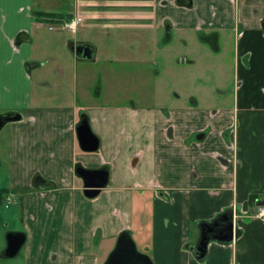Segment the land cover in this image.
<instances>
[{"label":"crops","instance_id":"crops-1","mask_svg":"<svg viewBox=\"0 0 264 264\" xmlns=\"http://www.w3.org/2000/svg\"><path fill=\"white\" fill-rule=\"evenodd\" d=\"M2 1L0 108L20 119L7 124L0 188L12 196L20 225L13 230L25 241L18 262L0 264H102L123 230L154 264H264V221L254 216L264 203V0H73L68 10L48 0ZM75 15L89 36L77 29L44 44L40 29L62 33V20ZM111 30L136 31L134 51L112 55L108 38V52L97 55L93 34ZM174 32L195 34L212 57L233 35L231 105L199 106L172 84L161 101L150 62ZM82 41L95 45L94 59L74 56L71 46ZM186 44L183 62L194 58ZM131 58L145 87L140 103L98 100L101 62H111L108 71ZM82 114L98 138L94 151L79 144ZM78 166L108 171L96 196L83 193ZM38 179L47 185L38 188ZM233 207L237 234L210 240L197 259L200 224ZM4 244L0 235V250Z\"/></svg>","mask_w":264,"mask_h":264},{"label":"rangeland","instance_id":"rangeland-1","mask_svg":"<svg viewBox=\"0 0 264 264\" xmlns=\"http://www.w3.org/2000/svg\"><path fill=\"white\" fill-rule=\"evenodd\" d=\"M37 1L38 0H35V2ZM48 1L50 4L52 2V5L60 4L67 10L71 7L73 2V0H58L57 3L52 0ZM2 4H5V0L2 1ZM79 26L77 30L78 35H90V31L88 29H82ZM40 32L41 37H45L43 40L44 44L50 43L51 46L53 44L46 38H52L60 35L65 38L67 37L72 39L77 34L68 30L63 31L62 33H54L49 31L47 27L40 29ZM159 36L161 39H164L163 33H160ZM172 37L170 45L164 48V50H160L157 57L154 55L156 61L150 62L151 64L154 63L156 65L155 67L159 72L157 77V86L159 88V94L161 95V101L168 100L171 94L170 86L172 84L175 86L177 91L179 90L182 93V96L191 95L192 97H195L199 106L207 104L210 106L209 103L211 102L214 103L212 105H216L217 103H221L224 106L231 105V91H233V35L232 39L229 40L226 45H222V53L217 57L208 55L211 53V50L202 44V42L200 43L198 36L196 37L195 34L190 35L189 32H174ZM108 38H112L114 43L113 49L110 51V54L112 55L116 54V56H120L122 53L129 54L134 51L136 47V31L134 30L130 31L129 34L114 30L109 31L108 34L106 32L101 34L94 33L92 39L97 43V47H99V53H97V55L102 54L100 52L102 50L104 51L105 47L109 45ZM129 41L131 42V45H127L125 47L123 43ZM184 41L187 43L186 45L189 56L194 58H188L183 62L182 59L185 53ZM104 44L108 45L105 46ZM34 46H36V44H34ZM123 46L126 49L122 48ZM105 52H108L107 49ZM189 59L194 60L191 61ZM101 63L102 64L99 65L101 71L98 72L95 69L97 71V76H99L95 82L96 86L98 85V82L102 80L101 86L99 85L102 93L100 94L98 100L106 99L110 102L125 101L127 103H136L137 100V103H140L141 88L145 89V87L138 86L139 82L136 78V73H134L137 65H139V62L133 59L122 63L114 62L111 64L114 70L111 69L108 71L105 70L103 64H110L111 62L104 61ZM154 64H152V66H154ZM213 87L222 88L224 90L223 94H218L216 91L212 92L211 89ZM94 89L96 90V88ZM5 108L6 107H1L0 111H4ZM7 128L8 125L6 124L0 130V187H5L6 185L7 158L5 152V137ZM2 201L3 204L0 205V217H4V220H6L8 224L1 223L0 227L5 229H18L20 225L16 219V209L12 204L8 208L4 206L6 197ZM4 232L5 230H0L2 239L4 238ZM141 249L142 248H138L139 251L143 252ZM20 258L21 253L13 258H1L0 261L15 263L18 262Z\"/></svg>","mask_w":264,"mask_h":264},{"label":"water","instance_id":"water-1","mask_svg":"<svg viewBox=\"0 0 264 264\" xmlns=\"http://www.w3.org/2000/svg\"><path fill=\"white\" fill-rule=\"evenodd\" d=\"M71 49L74 56L80 60L90 61L94 59L96 48L89 41L75 42ZM20 119L18 112L0 113V130L7 122ZM76 132L79 139L80 147L85 151H94L98 147V138L91 131L88 119L81 115L80 121L76 125ZM76 173L81 177L83 182V193L87 197L96 196L107 184L108 171L106 169H85L76 167ZM38 188H43L47 184L45 181L38 179L36 181ZM237 214V213H235ZM233 209L225 210L211 221H205L200 224V235L195 244L191 246L195 257L203 259L206 248L210 240L216 239L224 242H231L237 234L235 229ZM237 216V215H236ZM5 244L0 250V258L15 257L24 241L25 233L20 230H8L4 232ZM102 264H154L151 257L139 251L131 237L130 232H121L115 241L113 248Z\"/></svg>","mask_w":264,"mask_h":264},{"label":"built area","instance_id":"built-area-1","mask_svg":"<svg viewBox=\"0 0 264 264\" xmlns=\"http://www.w3.org/2000/svg\"><path fill=\"white\" fill-rule=\"evenodd\" d=\"M73 22H75L74 28L73 27H66V25H71ZM81 23H82V17L75 15L73 17L66 18V19L62 20L61 25L65 30H68V31L74 33V32H76V30L78 29V26ZM50 28H52V26ZM11 203H13V200H12V196L10 194V195L6 196V201H5L4 206L8 207ZM235 208L236 207H233V213H234L233 218L236 217L235 213H237V210ZM254 216L259 218L260 220L264 221V203L260 204L258 206L257 212L255 213Z\"/></svg>","mask_w":264,"mask_h":264},{"label":"trees","instance_id":"trees-1","mask_svg":"<svg viewBox=\"0 0 264 264\" xmlns=\"http://www.w3.org/2000/svg\"><path fill=\"white\" fill-rule=\"evenodd\" d=\"M50 16H57V17H59V15H55V14H50ZM70 17L71 16H69L68 18H70ZM7 193H8V188H0V205L3 204V201L2 200L5 199ZM254 195H256V192L255 193H251L250 194V197L252 198ZM123 231L129 232L128 230H123Z\"/></svg>","mask_w":264,"mask_h":264},{"label":"flooded vegetation","instance_id":"flooded-vegetation-1","mask_svg":"<svg viewBox=\"0 0 264 264\" xmlns=\"http://www.w3.org/2000/svg\"><path fill=\"white\" fill-rule=\"evenodd\" d=\"M12 111H13V110L10 109V108H5V110H4V111H0V113H9V112H12ZM8 123H9V122H7L6 124H8ZM6 124H5V125H6ZM5 125H4V126H5ZM4 126H3V127H4ZM4 230H5V231H6V230L8 231V230H13V229H11V228H10V229H5V228H4Z\"/></svg>","mask_w":264,"mask_h":264},{"label":"clouds","instance_id":"clouds-1","mask_svg":"<svg viewBox=\"0 0 264 264\" xmlns=\"http://www.w3.org/2000/svg\"><path fill=\"white\" fill-rule=\"evenodd\" d=\"M66 27H75V22H73L71 25H66Z\"/></svg>","mask_w":264,"mask_h":264}]
</instances>
